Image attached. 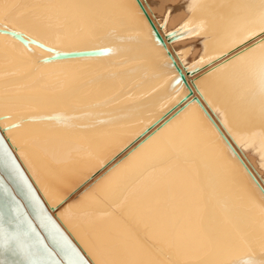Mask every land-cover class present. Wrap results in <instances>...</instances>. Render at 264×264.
Wrapping results in <instances>:
<instances>
[{
  "label": "bare ground",
  "instance_id": "6f19581e",
  "mask_svg": "<svg viewBox=\"0 0 264 264\" xmlns=\"http://www.w3.org/2000/svg\"><path fill=\"white\" fill-rule=\"evenodd\" d=\"M243 7L0 0V229L37 245L0 264L47 262L36 238L55 255L59 233L87 264L264 260L257 66L231 63L264 33L230 43Z\"/></svg>",
  "mask_w": 264,
  "mask_h": 264
},
{
  "label": "snow or ice",
  "instance_id": "6c2138e0",
  "mask_svg": "<svg viewBox=\"0 0 264 264\" xmlns=\"http://www.w3.org/2000/svg\"><path fill=\"white\" fill-rule=\"evenodd\" d=\"M240 2L244 7L239 9L238 14L230 21V24L233 26L230 43H235L236 39L245 33H254L256 30L264 33V0H240ZM257 49H259V54L258 56H254L253 54L257 53ZM246 58L248 64H252L254 61L256 63L255 85L261 97L262 112H264V42L257 44L256 47L250 48L243 55H237L235 60L231 61V63L236 65L239 62L245 61ZM5 154L8 155L12 167H17L15 161L11 160V156L7 153L6 149ZM33 233L34 230L30 223L23 234H21L18 229L16 231L0 229V252H2L5 257H7L9 253H20L26 257L36 255L37 253L33 250L37 248V245L27 243L28 237ZM59 237L62 241L60 244V251L54 255L37 236L36 239L39 244V249L42 250L43 254H45L49 260L47 262L30 260L29 264H85L81 253L70 241H68L63 233H59ZM56 256H58L59 259H56ZM3 264H7L6 259L3 261ZM237 264H264V260L256 261L251 257H245L237 262Z\"/></svg>",
  "mask_w": 264,
  "mask_h": 264
},
{
  "label": "water",
  "instance_id": "95a60500",
  "mask_svg": "<svg viewBox=\"0 0 264 264\" xmlns=\"http://www.w3.org/2000/svg\"><path fill=\"white\" fill-rule=\"evenodd\" d=\"M86 52L87 53H91V52H94V51L86 50ZM76 54H83V51H78V52H57V53L53 54L52 57H58V56H63V55H76ZM85 264H87L86 261H85Z\"/></svg>",
  "mask_w": 264,
  "mask_h": 264
}]
</instances>
